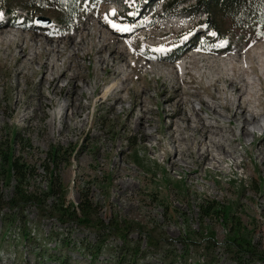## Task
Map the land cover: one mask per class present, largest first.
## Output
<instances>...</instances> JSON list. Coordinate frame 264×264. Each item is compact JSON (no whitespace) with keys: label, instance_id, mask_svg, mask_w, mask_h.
Listing matches in <instances>:
<instances>
[{"label":"rangeland","instance_id":"1","mask_svg":"<svg viewBox=\"0 0 264 264\" xmlns=\"http://www.w3.org/2000/svg\"><path fill=\"white\" fill-rule=\"evenodd\" d=\"M118 1L124 0H114ZM140 1L150 6L143 15L138 10L132 19L134 25L139 24L138 30L132 38L124 39L136 48L132 56L136 57L137 64L132 79L125 83L129 89L121 93L117 90H121L130 72L123 71L126 65H130V59L127 62L119 60L118 74L113 68L105 73L102 68L95 70L94 67L98 39L93 33L106 22L114 3L81 0L72 7L76 14L70 20L66 16L70 5L59 0H0V14L13 13L5 18L6 24L0 25V32L4 27L18 23L17 18H26L32 26L44 18L51 26L60 27L58 36L84 39L87 50L84 52L89 53L80 60L86 79L81 84L86 95L81 99L80 114L74 116L72 109H67L64 96L53 95L49 85L42 84V72L37 71L33 76L25 70L30 78L28 83L19 75L20 63L17 61L23 57L20 49L14 44L9 45L7 58L6 48L0 45V153L9 147L15 157L29 167L32 174L22 190H28L41 201L40 207L0 212V264H236L235 252L227 245L232 229H240L257 251H264V212L259 205V199L264 198V171L253 147L239 137L241 144L236 143L235 147L244 162L242 168H231L228 162L223 165L224 173H221L213 170L209 163L203 167L198 164L191 166L197 170L191 175L190 165L178 155L188 142L184 138L175 142L166 131L169 119L164 113L167 106L162 91L169 82L157 70L146 73L139 69L147 61L155 69L172 68L180 59L175 54L149 60L154 52L148 49L147 54H142L143 42L139 40L142 35H154L150 39L152 45L170 44L175 51L177 45H182L177 52L186 49L184 57H202L211 51L210 46L203 44L207 36L205 29L209 28L208 32H211L210 27L215 26L221 35L232 41L231 50L220 56L224 58L239 48L247 50L264 43V17L244 18L241 23L234 24L231 19L221 20L218 15H207L204 8L197 5L200 0L137 2ZM174 1H178L177 13L182 9L190 13L182 18L185 25L181 27H169L162 22L166 17L160 18L163 14L161 4ZM123 9L127 8L122 5ZM151 16L157 20L146 27ZM62 21H65L64 25ZM13 25L16 26L13 31L23 34L28 45H31V37L43 39L48 33L55 35L57 31ZM172 26L175 31L170 33ZM84 28L89 30L82 32ZM187 29H193L192 34L187 37L179 35L180 31ZM107 30L111 34L105 36H111V44L121 46L119 40H123L112 30ZM195 35L197 40L187 44V40ZM215 37L216 34L212 33L210 39ZM173 39L178 42L174 43ZM198 45L204 47L203 51ZM69 55L70 52H65L60 59L64 66L69 64ZM41 60L46 61V57ZM195 84L193 86H197ZM179 87L185 90L184 84ZM144 88L149 100L147 107L153 113V125L147 124L145 132H153V139H146L133 124L127 126L129 109L134 110V117L138 115ZM22 90H26V94ZM41 93L53 103L42 111L38 102ZM117 94L126 99V103L123 110L115 105L117 113L113 114L111 106ZM260 101L264 103V97ZM157 104L161 107L158 108ZM64 119H68L70 127L66 133L63 132ZM260 124H264L263 117ZM54 151L59 152L56 161V177L61 184L59 191L65 194L72 210L83 205L87 197L88 204L83 206L89 207V211H85L90 222L86 225L79 222L81 213L69 222L62 218L61 205L56 203L58 212H55L51 208L52 200L42 202L48 184L52 182V176L44 168L52 170L49 155ZM171 157L179 162L180 170L171 166ZM15 186L14 178H0V198L5 203L13 198ZM204 201L218 205L223 214L203 217L198 207ZM224 215L233 221H226ZM112 225L125 229L124 236L107 230ZM23 231H27V236ZM211 235L215 237V245L201 240ZM242 261L244 264H261L257 258L249 260L244 257Z\"/></svg>","mask_w":264,"mask_h":264},{"label":"bare ground","instance_id":"2","mask_svg":"<svg viewBox=\"0 0 264 264\" xmlns=\"http://www.w3.org/2000/svg\"><path fill=\"white\" fill-rule=\"evenodd\" d=\"M3 19L0 16V25L6 24L5 21H2ZM108 19H110L109 16ZM13 24L9 28L4 27L0 32V45L5 47L8 52L5 57L9 58V45L14 44L23 54V57H19L17 62L20 63L19 75L26 83L29 82L30 78L24 73L25 70L30 71L31 75L36 74L37 71L42 72V84L47 83L52 89L53 95L64 96L67 109H72L73 115L78 116L79 110L82 109L81 99L86 95L84 86L81 84L82 81L86 80L82 72L84 66L80 63L85 55H89L88 52H84L86 50L84 39L76 40L71 35L69 37L58 36L57 34L61 32L58 29L55 35L48 33L43 39H39V36L31 37V45H28L23 34L13 31L16 28ZM105 24L93 33L94 38L98 39L97 59L94 67L95 70L98 67L102 68L105 73L111 72L113 68L114 73L118 74L120 61L127 62L130 59V65H126L125 70L122 68L123 71L129 72L128 70H130V72L126 73L121 90H117L121 93L126 92L129 88L127 89L125 83L132 79V73L136 71V57L132 56L135 54L136 48L132 43L124 42V39L130 38L131 35L120 31L118 34L115 32L116 30H114V35L117 34V37L123 40H119L122 45H112L111 36H105V34H111L107 29L113 31V28L107 24H114L110 20H107ZM18 27L23 28L19 25ZM88 30L84 28L82 32ZM174 31L172 26L170 33ZM180 34L184 36V32H180ZM190 34L192 31L189 30L187 36ZM154 37V35L149 34L140 36L139 40L143 42L144 50L155 47L156 44L152 45L150 42V39ZM67 39L68 42H65ZM193 39V37L188 39L187 44L192 43ZM172 41L177 40L173 39ZM181 46L177 45L176 50L178 51ZM246 49L234 50L230 56L224 58L220 57L222 50L217 51L215 49L205 53L202 57H197V55L184 57L186 53V49H184L177 53V58L180 57V59L178 58L179 60L175 62L172 68L155 69L154 66H151L150 61L139 67L146 73H154L157 70L159 75L169 82L168 87L164 86L162 91L163 101L167 106L164 113L169 119L166 124V131L173 141L178 142L184 138L188 142L185 148L178 151V155L190 167L198 164L203 167L209 163L213 166V170L224 173L223 165L230 162L231 164L228 166L231 168H242L244 162L240 160L235 147L236 143L241 144L239 139L241 137L247 145L253 147L256 159L264 171V124H260L261 117L264 118V103L260 101L264 97V43ZM65 52H70L67 66H64L60 60ZM154 55L149 60H153V57H156V54ZM43 56L46 57L44 62L41 60ZM34 65L38 67L35 68ZM50 77L51 79H49ZM97 79L100 77L97 76ZM62 82H64L63 85H61ZM194 83L197 86H193ZM182 84L185 85V90L179 87ZM222 84L225 86L221 87ZM21 92L26 94V90ZM119 95H115V103L111 106V109L114 110L113 114L117 113L115 112V105L120 106L123 110L126 103V99ZM148 101L147 90L144 88L140 97L138 115L134 117V110L130 108L127 126L130 127L133 124L135 130L142 132L146 139H153V132H145L147 124L153 125V113L147 107ZM38 102L40 111L45 107L53 106V103L48 102L42 93ZM132 104L134 103L132 102ZM157 106L158 108L161 107L160 104ZM260 107H262V111H260ZM68 119L63 120L65 130H61V134L66 133L70 128ZM53 120L54 117L52 116ZM232 127H237L238 130L236 131ZM43 129L46 130L47 127ZM170 164L175 169L180 170L179 162L172 157ZM122 171L128 173L125 169ZM196 172L195 168H190L191 175L196 174ZM259 205L260 210L264 212V198L259 199Z\"/></svg>","mask_w":264,"mask_h":264},{"label":"trees","instance_id":"3","mask_svg":"<svg viewBox=\"0 0 264 264\" xmlns=\"http://www.w3.org/2000/svg\"><path fill=\"white\" fill-rule=\"evenodd\" d=\"M15 1V0H11ZM60 2L69 4V11L66 16H69V19L72 20L75 11L72 10L73 6H76L81 0H59ZM198 6L204 8V11L207 15L214 16L218 15L221 20L226 18L231 19L234 24L238 22L241 23L244 18L249 19L253 16L264 17V0H200L197 2ZM171 9L167 10L170 12H176V8L178 7V2H176ZM60 15V14H59ZM64 18H61L63 20ZM65 21H62L63 24ZM214 32L220 36L225 37L226 35H221L219 33V29L215 26H211ZM59 152L54 151L49 155V160L52 162L53 168L50 170L49 168H44V171L49 173L52 176L50 184H48L46 194L44 195L45 201L52 200L53 205L51 208L58 212V208L56 203L61 205V215L67 221H71L73 218H78L79 214L81 216L78 218L82 224L86 225L90 222L89 216L86 214V211H89L88 208H84V204H88L87 197L84 198V204L77 206V208H73L67 203L65 199V194L60 192L61 184L59 183V179L56 177V168H57V156ZM0 178L7 176L8 178H14L16 182V186L14 189V196L8 202H4L0 198V212L4 209L9 211H15L18 209L24 210L29 206L40 207L39 201L34 195L25 190H22L26 187L27 181L31 176L32 172L29 170V167L24 163H21L20 159L15 157L11 148H7L4 152L0 153ZM199 212L203 217L217 216L218 214H223V211L220 209L218 205H211L209 202H202L199 205ZM53 210L52 213H53ZM72 210V212H70ZM226 221L232 222V219L229 217H224ZM66 222V221H65ZM98 224V223H97ZM233 225V223H231ZM107 230L113 232L114 234L124 236L125 229L120 228L115 225L107 227ZM233 231V232H232ZM230 230L229 236L230 241L227 243L230 249H233L235 252V260L236 264H244V257L249 260L258 259V262L264 264V251H257L255 247L252 246L251 241L247 240V237H244L243 233H241L240 229ZM24 236H27V231H23ZM201 240H205V243H210L215 245V237L214 235L201 238ZM200 241V240H199ZM226 245V246H227ZM138 252V251H136ZM136 254V253H135Z\"/></svg>","mask_w":264,"mask_h":264},{"label":"water","instance_id":"4","mask_svg":"<svg viewBox=\"0 0 264 264\" xmlns=\"http://www.w3.org/2000/svg\"><path fill=\"white\" fill-rule=\"evenodd\" d=\"M39 20H40L42 23H45V24H47V23H48V20H47V19L40 18Z\"/></svg>","mask_w":264,"mask_h":264},{"label":"snow or ice","instance_id":"5","mask_svg":"<svg viewBox=\"0 0 264 264\" xmlns=\"http://www.w3.org/2000/svg\"><path fill=\"white\" fill-rule=\"evenodd\" d=\"M113 27H115V25H113ZM213 35H215L214 33H213ZM223 43H227V41H226V39L223 41ZM160 51H163V49H161Z\"/></svg>","mask_w":264,"mask_h":264}]
</instances>
